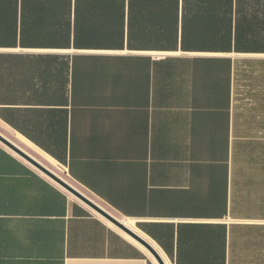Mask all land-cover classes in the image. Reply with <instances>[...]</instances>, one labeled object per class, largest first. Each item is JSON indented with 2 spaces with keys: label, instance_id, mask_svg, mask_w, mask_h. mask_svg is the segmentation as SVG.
<instances>
[{
  "label": "crops",
  "instance_id": "obj_1",
  "mask_svg": "<svg viewBox=\"0 0 264 264\" xmlns=\"http://www.w3.org/2000/svg\"><path fill=\"white\" fill-rule=\"evenodd\" d=\"M0 126L172 264H264V0H0ZM0 264L155 262L0 142Z\"/></svg>",
  "mask_w": 264,
  "mask_h": 264
},
{
  "label": "water",
  "instance_id": "obj_2",
  "mask_svg": "<svg viewBox=\"0 0 264 264\" xmlns=\"http://www.w3.org/2000/svg\"><path fill=\"white\" fill-rule=\"evenodd\" d=\"M0 142L8 147L10 150L15 152L17 155L22 157L24 160L29 162L35 168L40 170L46 176L51 178L54 182L59 184L62 188H64L69 193L73 194L76 198L87 204L93 210L101 214L103 217L111 221L118 228L135 238L141 244H143L146 248H148L158 259L160 264H165L163 258L161 257L159 251L138 231L129 227L127 224L123 222L120 218L114 215L112 212L101 206L94 199L89 197L87 194L82 192L70 179L61 174L58 169L48 163L46 160L42 159L36 153L31 150H28L21 143L14 140L11 136L6 134L4 131L0 129Z\"/></svg>",
  "mask_w": 264,
  "mask_h": 264
},
{
  "label": "bare ground",
  "instance_id": "obj_3",
  "mask_svg": "<svg viewBox=\"0 0 264 264\" xmlns=\"http://www.w3.org/2000/svg\"><path fill=\"white\" fill-rule=\"evenodd\" d=\"M45 156V159L48 160L49 162H51L52 164H55L56 162L54 160H52L50 157ZM71 194V193H70ZM73 195V194H72ZM74 196V195H73ZM111 222V221H110ZM123 222L125 224H127L129 227H133V221L132 220H123ZM112 223V222H111ZM115 225V224H114ZM120 229V228H119ZM134 229V228H133ZM123 231V230H122ZM124 232V231H123ZM126 233V232H125ZM127 234V233H126ZM141 234V233H140ZM129 235V234H127ZM142 235V234H141ZM130 236V235H129ZM143 236V235H142ZM131 238H133L132 236H130ZM146 237V236H143ZM135 241H137L135 238H133ZM146 239L159 251L161 257L163 258L165 264H172V262L164 255L163 251L160 249V247L156 244V242L152 241L151 239L147 238ZM143 248H145V250L148 252L149 256L152 258V260L155 262V264H160V262L158 261V259L155 257V255L148 249L146 248L143 244H141L139 241H137Z\"/></svg>",
  "mask_w": 264,
  "mask_h": 264
},
{
  "label": "trees",
  "instance_id": "obj_4",
  "mask_svg": "<svg viewBox=\"0 0 264 264\" xmlns=\"http://www.w3.org/2000/svg\"><path fill=\"white\" fill-rule=\"evenodd\" d=\"M188 0H185V2H187ZM199 1H203V0H191V2H199ZM214 0H205V2H213Z\"/></svg>",
  "mask_w": 264,
  "mask_h": 264
},
{
  "label": "rangeland",
  "instance_id": "obj_5",
  "mask_svg": "<svg viewBox=\"0 0 264 264\" xmlns=\"http://www.w3.org/2000/svg\"><path fill=\"white\" fill-rule=\"evenodd\" d=\"M0 128L2 129V130H5L4 128H2L1 126H0ZM61 174H63L64 175V173L63 172H61L60 170H58ZM65 176V175H64ZM65 177H67V176H65ZM68 178V177H67ZM71 180V179H70ZM72 181V180H71ZM72 195V194H71ZM88 195H90V194H88ZM73 196V195H72ZM91 196V195H90ZM75 197V196H74ZM92 197V196H91ZM93 198V197H92ZM171 261V260H170Z\"/></svg>",
  "mask_w": 264,
  "mask_h": 264
}]
</instances>
